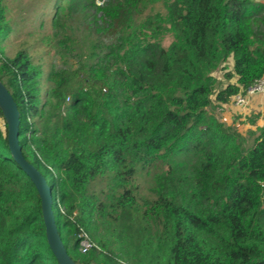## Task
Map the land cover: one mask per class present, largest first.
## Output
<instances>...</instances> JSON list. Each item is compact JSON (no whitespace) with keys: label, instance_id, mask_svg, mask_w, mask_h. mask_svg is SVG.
<instances>
[{"label":"trees","instance_id":"16d2710c","mask_svg":"<svg viewBox=\"0 0 264 264\" xmlns=\"http://www.w3.org/2000/svg\"><path fill=\"white\" fill-rule=\"evenodd\" d=\"M57 1L54 27L69 17L97 33L79 67L47 73L44 58L22 48L14 57L0 53V80L18 104L23 154L52 189L57 227L76 263L264 264V125L250 142L220 112L264 75V0H165V13H145L156 0ZM6 10L0 0V52L11 32ZM81 69L100 93L74 87ZM159 162L168 169L141 202L138 172ZM101 182L106 199L91 192ZM109 206L112 217L130 218L137 244L111 249L98 235L97 218ZM85 230L96 242L83 252ZM0 264H59L40 194L10 152L6 121Z\"/></svg>","mask_w":264,"mask_h":264},{"label":"rangeland","instance_id":"374dc122","mask_svg":"<svg viewBox=\"0 0 264 264\" xmlns=\"http://www.w3.org/2000/svg\"><path fill=\"white\" fill-rule=\"evenodd\" d=\"M104 1L96 0L99 5L103 4ZM58 3L60 2L57 0H4L7 9V22L11 32L8 34L3 51L1 50L0 53L14 57L20 49L28 48L34 58L40 55L44 58L43 62L47 73L54 68L64 69L68 67L74 70L77 69L83 61L82 53L90 50L97 33L90 31L82 24H75L74 20L71 22L69 17H64V21H66V23L62 24L64 27H54V21L58 15L56 7ZM145 10V13H165V0L148 2ZM70 24L75 26L74 31L70 29ZM69 34L71 35L70 37H68ZM45 36H51L52 41L49 44H40L39 39L41 40ZM172 40V35L167 34L163 39V44L168 47ZM226 65L228 69H232L233 62L230 61ZM78 73V77L74 81V87L86 88L93 94L100 93V84L96 83L85 69H81ZM224 74L225 71L222 69L214 73L219 79H223ZM49 86L51 84L44 80V88L48 89ZM220 112L224 121L235 126L239 132L249 137L251 142L259 133L257 127L264 125V93L250 98L246 107L238 108L234 103L230 102ZM0 125L5 130V119L2 117H0ZM168 166L165 162H159L151 166L149 170L138 172L136 182L140 186L139 195L141 202H143L142 199L144 198H152L154 196L152 188L155 187L156 177L166 171ZM106 185L105 182H101L91 192L95 190L99 199H106L105 194L100 193ZM108 205H110L109 201ZM60 209L63 213L66 211V206L60 204ZM111 211L112 209L109 206L107 216L99 214V218H97L98 235L103 236L107 242L112 241V243H109L111 249H118L119 247L123 249L125 246L137 244V239L135 243L130 241L129 236L133 232L132 229L126 227L130 223V218L127 216L112 217ZM77 213L76 211L75 215ZM85 233L91 240L93 239L96 242L93 234L86 230Z\"/></svg>","mask_w":264,"mask_h":264},{"label":"water","instance_id":"95a60500","mask_svg":"<svg viewBox=\"0 0 264 264\" xmlns=\"http://www.w3.org/2000/svg\"><path fill=\"white\" fill-rule=\"evenodd\" d=\"M0 108L8 126V145L13 159L20 165L35 184L42 199L43 219L48 243L59 264H77L69 254L59 233L54 208L53 193L42 172L23 154L20 144V111L7 86L0 80Z\"/></svg>","mask_w":264,"mask_h":264},{"label":"built area","instance_id":"2783aa9c","mask_svg":"<svg viewBox=\"0 0 264 264\" xmlns=\"http://www.w3.org/2000/svg\"><path fill=\"white\" fill-rule=\"evenodd\" d=\"M264 93V75L257 79L246 91H241L232 100V103L238 108L246 107L249 104L250 98L255 95ZM82 251L86 252L94 245L87 233L83 232Z\"/></svg>","mask_w":264,"mask_h":264},{"label":"crops","instance_id":"0c3cea01","mask_svg":"<svg viewBox=\"0 0 264 264\" xmlns=\"http://www.w3.org/2000/svg\"><path fill=\"white\" fill-rule=\"evenodd\" d=\"M254 97V96H253ZM253 97H251V98H253ZM256 102V101H255ZM259 102V101H258ZM226 105H228V104H226ZM226 105H223V107H225ZM259 126H263V125H259Z\"/></svg>","mask_w":264,"mask_h":264}]
</instances>
